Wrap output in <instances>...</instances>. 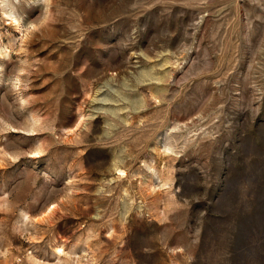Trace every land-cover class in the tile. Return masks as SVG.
I'll list each match as a JSON object with an SVG mask.
<instances>
[{
  "label": "rangeland",
  "instance_id": "374dc122",
  "mask_svg": "<svg viewBox=\"0 0 264 264\" xmlns=\"http://www.w3.org/2000/svg\"><path fill=\"white\" fill-rule=\"evenodd\" d=\"M0 264H264V0H0Z\"/></svg>",
  "mask_w": 264,
  "mask_h": 264
},
{
  "label": "bare ground",
  "instance_id": "6f19581e",
  "mask_svg": "<svg viewBox=\"0 0 264 264\" xmlns=\"http://www.w3.org/2000/svg\"><path fill=\"white\" fill-rule=\"evenodd\" d=\"M117 178H122L125 176V172L122 169H115Z\"/></svg>",
  "mask_w": 264,
  "mask_h": 264
},
{
  "label": "snow or ice",
  "instance_id": "6c2138e0",
  "mask_svg": "<svg viewBox=\"0 0 264 264\" xmlns=\"http://www.w3.org/2000/svg\"><path fill=\"white\" fill-rule=\"evenodd\" d=\"M38 155V154H37Z\"/></svg>",
  "mask_w": 264,
  "mask_h": 264
}]
</instances>
